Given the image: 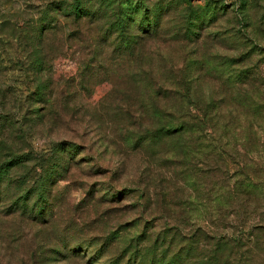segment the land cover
Returning a JSON list of instances; mask_svg holds the SVG:
<instances>
[{
    "label": "rangeland",
    "instance_id": "obj_1",
    "mask_svg": "<svg viewBox=\"0 0 264 264\" xmlns=\"http://www.w3.org/2000/svg\"><path fill=\"white\" fill-rule=\"evenodd\" d=\"M74 1L0 0V264H264V0Z\"/></svg>",
    "mask_w": 264,
    "mask_h": 264
},
{
    "label": "trees",
    "instance_id": "obj_2",
    "mask_svg": "<svg viewBox=\"0 0 264 264\" xmlns=\"http://www.w3.org/2000/svg\"><path fill=\"white\" fill-rule=\"evenodd\" d=\"M84 9L85 8L83 6H81V4L79 3L78 0H75L74 3L71 5V11L76 12V13H78V12L82 13V11L84 12ZM138 10L139 9H136V10H133V11H138ZM209 10L212 12V11H214V8L209 9L207 7V8H203L201 10V12H197V11L196 12H190L189 19L187 20V22L185 24L187 25V23L188 24L193 23L194 25H196V22H195L196 20L204 21L206 19V17H207V14H208ZM85 11L87 12V10H85ZM150 15H151V13L149 14V16H144L143 17L147 21L146 24H144V21H141V26L144 29V31L147 32V33L151 32V31L152 32L155 31L156 27L158 26L157 25L158 21L155 18L153 20H151L150 19ZM126 23H128V22H126V20L124 18H119L114 23L115 29H117L119 31L120 35L123 33V31L126 30V25H127ZM187 28H188V26H187ZM119 37L120 36L117 37L118 42H116V45H115V48L117 49V51L124 52V51L127 50L129 52H132L134 50V45L136 43L135 39H132L130 36L121 37V38H119ZM163 126H165L164 127L165 131H171L173 129V127H169L168 125H164L163 124ZM197 126L200 127V125H197ZM49 171H51V170H49ZM1 175H3V173L0 174V176ZM49 176L51 178V174H49ZM49 176H46L47 178H45V177L42 178V181H41V185L42 186H41V188L43 190L45 189L44 185L46 184V180L48 179ZM1 181H3V178L0 179V183H1Z\"/></svg>",
    "mask_w": 264,
    "mask_h": 264
}]
</instances>
